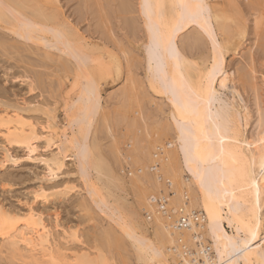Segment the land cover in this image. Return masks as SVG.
Listing matches in <instances>:
<instances>
[{
  "label": "bare ground",
  "instance_id": "1",
  "mask_svg": "<svg viewBox=\"0 0 264 264\" xmlns=\"http://www.w3.org/2000/svg\"><path fill=\"white\" fill-rule=\"evenodd\" d=\"M216 1L218 0H140L138 11L142 8L146 28V39L141 45L144 48V83L151 94L159 98L166 107V111L161 112V119L153 120L152 123H147L145 119L139 120L142 122V129L139 127L141 130L136 134L133 130L127 139V145H124L125 149L131 145V151L135 148L138 152L142 148L138 152L137 161L140 160L139 164L148 163L144 173L151 182L153 194L146 193L147 206L142 209L135 203L133 190L127 193L132 201L126 203L127 200L121 193L126 194L127 191L113 185L112 180L118 178V172L104 159L94 135L104 110L103 84L116 79L122 72L123 64L117 50L122 46L115 48L116 51L113 52L102 42L86 39L66 18L59 17L58 13L62 8L58 0H0V29L10 27L17 32H13L11 37H23L33 43L36 40L42 43V50L34 48L31 52L43 61L38 65L54 59L61 62L58 64L63 69L60 66L61 70L58 72L63 70V75L56 72L60 76H56L59 78L58 88L68 83L71 90H76L72 98L64 100L67 101L64 102L65 105L63 103L62 110L65 123L60 125L62 121L59 126L56 123V104L50 107L35 104L30 106V103L27 105L22 101L26 104L25 107L17 104L10 106L4 100L3 103L0 101V104L7 105L0 114V138L8 147L23 148L28 156H37L39 143H42L44 147H41L47 154L39 161L46 167V182L57 179L58 173L66 168L65 161L73 160L74 172L67 170V173L70 175L71 172L76 176L77 185L71 179L59 184L52 183L46 188L38 187V191L34 192L36 201L39 199L45 204L65 199L71 193H83L85 196L80 201V207L87 216V222L97 217L105 220L107 228L102 233L113 234L118 240L125 242L135 264H264V76L258 79L253 68L246 75L248 86L250 85L246 88L253 93L252 103L256 115L254 133L250 135L247 134V127L251 113L241 97L243 92L240 93L245 90L244 84L243 90H240V82L236 87V74L226 71L227 56L237 55L242 46L247 21L242 12H238L235 0H227L223 4ZM247 2L251 9L259 12V18L257 16L255 19V26L259 29L263 19L264 0ZM121 3L122 14L133 11L128 0H121ZM256 6H261L263 12ZM194 25L201 33L197 32ZM201 34L210 39L211 49L209 48V54L195 57L196 50L194 55L189 51H199L198 47L203 45L202 40L206 38L202 39L204 35ZM0 46L17 53V56L21 53L18 50L22 46L17 43L10 44L6 40H0ZM22 50L30 53L26 48L22 47ZM121 51L130 81L126 77L124 79L131 86L130 90L122 91L123 93L120 91L124 98L120 95L121 101L134 107V98L138 100L139 96H134L135 83L130 79L132 72H129V68L136 57L123 47ZM24 70L23 75L15 78L26 80L28 90L35 91L36 85L43 84L42 71L28 68L32 73H27ZM238 80L237 78V82ZM257 80L261 82L260 88L257 87ZM223 90L229 94V98H226L225 104L219 98L223 103L218 104L217 95ZM161 106L159 108L162 110ZM32 114L45 117L44 124L36 122L37 117L30 116ZM130 117L129 120L133 118ZM135 121L138 120L132 119V123H128L134 128ZM118 123L120 125L121 122L117 120L116 126ZM128 125L124 129L129 128ZM101 129L102 127L99 131ZM57 132L60 133L59 136ZM139 133L143 136L142 140ZM114 151L111 154L113 158L120 154V147L115 146ZM7 152L5 162L15 164L19 159L15 162V156L11 157ZM130 160L131 163L134 161ZM141 169H135L136 173ZM63 172L66 173L65 170ZM127 173L134 176V167L129 168ZM32 207L25 211H15L6 208L0 201L1 263H106L100 249L96 252L94 261L90 259L84 238L86 236L79 233L80 229L61 226L56 212L51 221L47 214L49 219H46L43 212ZM97 207L100 208V213L94 217V209H91L97 210ZM253 233L255 239L252 238Z\"/></svg>",
  "mask_w": 264,
  "mask_h": 264
},
{
  "label": "rangeland",
  "instance_id": "2",
  "mask_svg": "<svg viewBox=\"0 0 264 264\" xmlns=\"http://www.w3.org/2000/svg\"><path fill=\"white\" fill-rule=\"evenodd\" d=\"M58 1H59V5H61V8H62V9L60 8L61 10L58 13L59 17L61 19L66 18V20H68L69 23L73 27H75L80 32L81 35H83L84 37L86 36V39L102 42L104 45H106L108 47L109 50H112L113 52L116 51L115 48H119L120 46H122L125 51L127 49V50H129V52H131V53L133 52L132 54H134L136 59H137L136 60L134 58V55H132L133 58L135 59V61L133 62L132 66L129 68V72H132V73H130V75H132L130 77V79H133V81L135 83L134 84V96H137V97L139 96V99H138L139 101L137 100L136 97H135L136 99L134 98V107H132V105L129 104L128 102L127 103L129 105L125 101L124 102L121 101V99L123 98V95L121 94V93H123L122 91L130 90L131 86H130V83H128L130 80H129V78H127V75H126V70H127L126 62L122 58L123 57L122 53H121L122 47L120 49H117L120 52V54L118 52L117 53L120 56V58L122 60V64H123L122 72H121V75L119 77H117L116 79L113 78V80L111 82L108 81V82L103 84L102 105H103L104 110H103V115L100 116V118H99V121L101 123L98 121V129L95 130L96 134H94L96 139H95V137H94V139H95L96 144L98 145V148L100 149V152L103 155L104 159L106 161H108L110 165H112V167L116 170V172H118V178L112 180V183L118 189L127 191L126 194L121 193L122 194L121 196L126 198V200H127L126 203H130L132 201L130 195H128V194H129V190H130V192H132V190H133L134 200H135L137 207L142 208V209H146L147 202H146L145 198L147 197L148 193L153 194L151 182H150L149 178L145 176V173H144L145 171H147V170H145V168H147L148 163L145 162V163L139 164L140 160L137 161V158H139L138 152L142 151L143 150L142 148L140 149V151L137 152V151H135V148H134V151H131V149L129 150V148H132L131 145L128 146V148H126V149H125L124 145H127V143H128L127 139L129 136L132 135L133 132H135L134 134H136L139 130L142 129V126H141L142 122H140V121H143V119H145L147 121V123H149L153 120L161 119L162 118L161 112L166 111V107L163 105V103H161V100L159 98H157L151 94V92L145 87V83H144L145 82V80H144L145 72H144V61L142 60L143 59L142 52H143L144 48L142 47L143 48L142 49L141 45L144 42V40L146 39V28L144 27L145 25L143 23V18H142L143 17L142 8L140 11H138L140 9L139 8L140 7V0H138V1L137 0L136 1L135 0H128L129 4H131L130 8H133V11H130V13L133 12L135 14H133V13L132 14H130V13L129 14H127V13L122 14V12H121V4H122L121 0H118V1L117 0H97V1L96 0H58ZM88 1H90V2L88 3ZM216 2L218 4H223L224 2L226 3L227 0H223V1L218 0ZM235 4H237V6L239 7L238 12H240V13L242 12L241 14L244 15L245 21H247L246 22L247 32H246V35L243 39L242 46L239 50V53L237 55L229 54L227 56V58H226V66H227L226 71H227V73L228 72H230V73L234 72L237 75V76L235 75L236 87H237V83H239V82H240L239 86L240 85L242 86L244 84L243 86H244V89L246 90V92H245V90L240 91V90H243V86L242 87L240 86L241 88L238 87V90L240 88V90H239L240 93L243 92L241 94L242 95L241 97H242L243 102L245 103L246 107L249 109V111L251 113V119L252 120L250 119L249 126L247 127V134L252 135L254 133V129H255L254 125H255L256 115H255V106L252 103V102H254L253 93L250 89L247 90V88H249L250 85L248 86L249 81H247L246 75L249 74L250 69L253 68V70L255 72H257L255 75L258 79H259V77L264 76V50H263L264 49V26H263V21H264V14H263L264 12L263 11L264 10L262 11L261 6H256L257 9H261V11L263 12L262 13L263 19H261L262 24H260V27H261V25H262V27L261 28L259 27V29H258L255 26V19H257V16L259 18V15H258L259 12L257 13L256 9L254 11V8H252L253 9L252 10L250 7V4L247 2V0H235ZM117 6H118V8H117ZM131 6H133V7H131ZM135 15H136V19H135ZM139 16H140V18H139ZM133 17L135 20L133 19ZM137 23H139V25L141 24L143 29H141V26H139ZM135 26H137V27H135ZM194 27L197 30V32L200 31V29H197L198 28L197 26L194 25ZM12 29L13 28H10V27L8 29H5V28L0 29V38H2V39H0L1 42L6 40L7 43H10V44L17 43V45L22 46L24 49L26 48V49L30 50V53L24 52L23 50L21 51L22 47H20L21 49L18 50V52L20 51L21 53L19 52L20 54L18 55L19 56L18 57L17 53L12 52V51H8V50H6V48L4 46H0V97H1L0 101L2 102L4 100V103L6 102L7 105L17 104L19 106L20 105L25 106L26 104L28 105L30 103V106L35 104V105H42V106L44 105L43 107H46V106L50 107V106H53L56 104L55 107L58 109L56 123H58L57 126H59V124L63 121L60 124V125H63L65 123L64 114L62 111L64 109L63 107H64L65 103L70 99V97L75 95L76 90L75 89H73L74 91L71 90L70 85L68 83L65 84L66 86L63 85L61 88L60 87L58 88L57 85L59 82V78L56 77V76H58L57 73L60 76H61V74L63 75V72H62L63 70L60 73L58 72L61 69H63L61 64L60 65L58 64L61 62H59V61L56 62L57 60L54 59L55 60L54 61L52 59L53 60L52 62L46 61V63H45V61H44L43 65H41V66L38 65L40 63L42 64L43 61L40 60L37 56L32 55L31 52L34 50V48H39L40 50H42L44 48V45L42 43H39L38 40H36L33 43L30 40H26L23 37H21V38L11 37L10 35L13 34V32L15 34H17V32H15V30H12ZM260 29H261V31H260ZM199 33H201V31ZM133 35H135L136 37H134ZM144 35H145V37H143ZM201 35H204V36H202V39H204L205 37L206 38L204 40H202L203 45L201 44L200 47H198L199 53L197 52V49H193V51H191V50L189 51L190 53H192L194 55L195 50H196V53L194 55L195 57L199 54L200 55L201 54L202 55L203 54L204 55L209 54L210 49H211L210 48L211 47L210 39L208 40V37L205 36V34H201ZM3 38H5V39H3ZM15 41H17V42H15ZM204 46H205V48H204ZM201 47H202V49H201ZM12 50L16 51L14 49H12ZM11 52H12V54H11ZM205 52H207V53H205ZM40 54H42V53H40ZM14 55H16L17 58ZM20 56H21V59H20ZM72 58H69V60L73 61ZM12 59H19V60H12ZM34 61H36V64H34L35 63ZM26 62H28L27 65H26ZM6 64L8 66H6ZM14 64H15V66L16 65L17 66L15 67ZM2 65H4V66H2ZM18 65H20L21 67ZM34 65L36 66L35 68H34ZM43 66L45 69L48 68L49 70L48 69L45 70L44 68H41L44 70L43 71V70L38 68V67H43ZM56 66H57V68L55 69ZM134 66L135 67L137 66V67L135 68ZM18 67H19V69H18ZM27 67L29 68V70H33V71H37V72H38V70H39V72L42 71V77L44 75V77H43L44 80H43V84H41V85L43 87L41 85H36L35 91H30V90H28L29 85L25 84V83H27L26 80L24 81V80H21L19 78H15V77H18L19 75H23L22 73L25 71L24 69H26L27 73H32L31 71L28 70ZM20 68H21V70H20ZM236 69H238V70H236ZM53 71H54V73H53ZM47 75H48V77H47ZM49 75L51 77H49ZM54 75H55V77H54ZM60 76H58V77H60ZM138 77H139V80H138ZM236 77L239 79L238 82H237ZM243 77H245V78H243ZM124 78L128 79L129 81L128 80L125 81ZM124 81H125V83H124ZM138 82H139V84H137ZM256 83H257V87L260 88L261 82L259 80H257ZM258 83H260V84H258ZM126 85H128V86H126ZM136 85H138V86L136 87ZM246 86H248V87L246 88ZM122 87H123V89H122ZM128 87H129V89H128ZM40 89H41V91H40ZM116 90H117V92H116ZM120 91H121V93H120ZM144 91H145V95H144ZM223 91L224 92H222V91L219 92V94H218L219 96L217 95V99H218L217 103L218 104H222L223 102L225 104L227 102V99L229 98V94L225 90H223ZM259 91H258V93H260ZM63 92H64V95H63ZM138 92L140 93L139 95H138ZM73 93H74V95H72ZM222 94H224V95L221 96ZM108 95H109V97H108ZM120 95L122 96V98ZM225 95H226V97H224ZM35 96H36V98H35ZM51 97H54V98H51ZM110 97H111V99H110ZM116 97H117V99H116ZM57 98H59V99H57ZM219 98H221V100L223 102L219 101L220 100ZM47 99H48V101H47ZM66 99H67V101L65 102L64 100H66ZM136 100L139 103V104L137 103V105H136ZM15 101H16V103H15ZM22 101L26 104L24 105V103ZM106 101L107 102L109 101V102L107 103ZM63 103H64V105H63ZM1 104H0V114L3 111V109H5V105H6V104L5 105L2 104L4 106L2 108ZM160 105H162L161 106L162 110L159 108ZM138 106H139V108H138ZM149 107H150V109H149ZM60 108H61V110H60ZM153 108H154V110H153ZM141 109H142V111H141ZM143 109H144V111H143ZM158 109H160V111ZM133 110L134 111L136 110V111L134 112ZM157 110L159 111V113L157 112ZM131 111H133V112H131ZM112 113H114V114H112ZM130 113H132V114H130ZM133 113H136V114H133ZM121 114H123V115H121ZM30 116H34L35 118L37 117L36 122H38V123L40 122L39 123L40 125L43 123V121L45 122V117L43 118L42 115L32 114ZM130 116L133 117L132 119L138 120L137 122L135 121V123L137 125L134 123V128L132 127L133 126L132 124L130 126V124L128 123V122L132 123V119L129 120ZM148 116H150V118ZM123 117H125V120L127 122L124 120ZM141 117H142V120H141ZM148 118L150 120H148ZM100 119H103L104 122H103V120H100ZM117 120H118V122H121V123H123V121H124V124L127 123V124H125L126 126L129 124L128 125L129 128L127 127L126 129H124L126 126L124 124H121V123H120V125H123L122 127H120L119 123H118L119 127H118V125L116 126ZM105 124H107V125H105ZM138 125H140V126H138ZM101 127H102V129L99 131V129ZM130 127H131V129H130ZM139 127L141 129H138ZM97 130H98V133H97ZM127 130H128V132H126ZM135 130H137V131H135ZM58 132H59V130H58ZM108 133H109V135H108ZM118 133L120 134V136ZM59 135H60V133H58V136ZM138 135L142 140L143 136L141 135V133H139ZM122 136H123V139H122ZM110 137H112V138H110ZM124 137H126V138L124 139ZM121 139H122V141H121ZM0 140H1L0 141V143H1L0 144V201L6 206V208H10L11 210L15 209V211H17V210L23 211V209H24V211H25L28 209V207L33 206L32 208L38 209L39 211L43 212L45 214L44 216H46V219L51 218L50 219L51 221L54 219L53 216H54V213L56 212L58 214V217H57L58 221L60 219L59 222H60V224L62 223L61 226L64 225L63 227L67 226V227H70L73 229L78 228V229H80L79 233L86 236L84 238H85L86 245H88V252L90 254V259L92 261H94V259L97 256L96 252L98 251V249H100L101 253H103L102 255H104L105 256L104 258H106V263L104 262V264H135V262L133 260L134 258L131 256V254H130L131 252H130L129 248H126L128 246H127V244H125V242H123L122 240H118V238H116L113 234L102 233L103 232L102 230L107 228V227H105V226H107V223L105 220L103 221V220L98 219L97 215L100 213V212H98L100 209L99 207H97V210H95L96 208L91 209V210L94 209L92 211L94 214H92V215L94 217H97V219L95 218L93 221L87 222V219H86L87 216L81 211V207H80V201L82 200L83 196H85L83 193H80L79 195L77 193L76 194L71 193L72 195L70 194L68 196L71 199H69L68 197L65 198L66 200L63 198H60L57 201L47 202L48 204L47 203L44 204V202H42L39 199L36 201V199L34 197L35 196L34 192L36 190L38 191V187L39 188L40 187L46 188L49 185H51L52 183L54 184L56 182L59 184V183H62L63 180L64 181H67V180L71 181V179H72V181H74L73 183L75 185H77V183L75 182L76 176L71 174V172H70V175H69V173H67V170L74 172L75 164H74L73 160H68V161L66 160L65 161L66 168L67 167L68 168L63 169V171L65 170L66 173L61 171L63 173L59 172L57 179H55L52 182H50V181L46 182V180H47L46 167L41 161H39L40 158L45 157L47 154L43 148L44 145L42 143H39L40 149L37 153V156L39 154V156H41V157H39V156L37 157L36 154H34L35 156L34 155L28 156L27 152L23 148L21 149V148H16V147H8L4 143L2 138H0ZM113 141H114V143H113ZM129 144H130V142H129ZM41 146H43V147H41ZM115 146L118 148L120 147V154L115 155V158H113L112 155H113V152H115L114 151ZM5 149H7V150H5ZM127 149L129 150V152ZM4 150L6 151V153ZM7 151H9V155L11 157L15 156L13 158V160L15 162L19 159L15 164L14 163L11 164V162L9 164L8 162H5L6 160H4V158H5L4 156H7L6 155V154H8ZM130 151L132 153H130ZM16 157H17V159L15 160ZM134 157H135V159H134ZM36 158H37V160L35 161ZM114 159H116L117 162ZM130 159H133L134 161H132V163H131ZM13 160H12V162H13ZM6 163H7V165H6ZM116 163H118V164H116ZM136 163H138V164H136ZM113 164H116L117 167H116V165L114 166ZM120 166H121V168H120ZM131 167H134V176L130 175L131 173L129 175L127 173V170ZM140 168H142V169L140 171H138V174H137L136 170L140 169ZM121 170H122V172H121ZM60 173L62 175H59ZM130 176H131V178H130ZM43 178L45 180V183H44ZM133 179H134V181H132ZM43 184H44V186H43ZM77 200H79V201H77ZM157 202L159 203V200ZM76 203H78V204H76ZM125 205H127V204H125ZM51 208H53V209H51ZM79 209H80V211H79ZM46 214L49 216V218H47ZM84 215H85V217H84ZM103 222H105V224ZM97 223H99V224H97ZM102 235H104V236L102 237ZM109 235H110V238H109ZM111 236H112V238H111ZM119 241H121L122 244H124L123 246H125V247H123ZM119 246H121V247H119ZM115 248H117L119 250H117ZM122 249H124V250L121 251ZM3 262L5 264H8L6 261H3ZM2 263L0 261V264H2Z\"/></svg>",
  "mask_w": 264,
  "mask_h": 264
},
{
  "label": "snow or ice",
  "instance_id": "3",
  "mask_svg": "<svg viewBox=\"0 0 264 264\" xmlns=\"http://www.w3.org/2000/svg\"><path fill=\"white\" fill-rule=\"evenodd\" d=\"M183 6V5H182ZM252 238L255 239V233H253Z\"/></svg>",
  "mask_w": 264,
  "mask_h": 264
}]
</instances>
